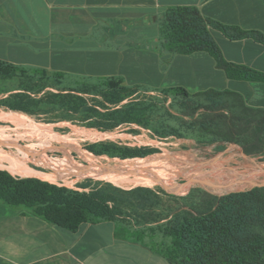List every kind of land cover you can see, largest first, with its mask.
<instances>
[{
  "label": "trees",
  "instance_id": "obj_1",
  "mask_svg": "<svg viewBox=\"0 0 264 264\" xmlns=\"http://www.w3.org/2000/svg\"><path fill=\"white\" fill-rule=\"evenodd\" d=\"M214 29L230 39L248 37L264 43V33L259 30L224 24L204 16L197 6L176 5L167 8L160 23L161 51L185 55L206 51L229 78L264 81V73L225 58ZM0 75L19 76L29 83L52 81L57 89L67 91L70 120H76L74 113L80 110V120L102 116L111 121L108 127H102L104 130L135 122L160 138L192 139L196 146H213L217 152L233 143L246 155L264 157V108L248 105L237 91L209 88L193 93L184 86L158 89L126 85L118 77H81L68 82L62 73L1 61ZM139 86L157 91L159 96L150 103L131 101L112 110L104 106L106 112L89 106L88 99L82 96H101L116 106L133 96ZM125 91L128 92L123 94ZM52 96L61 98L63 94ZM16 109L28 111V106L21 104ZM97 145L102 146L94 150L98 154L122 158L146 155L126 146ZM168 196L173 204L155 211L150 220L133 223L120 218L106 199L92 193L37 178H15L0 170V199L23 205L29 214L69 231L76 232L84 223L109 221L115 223L117 238L140 245L169 264H264V185L223 195L193 187L185 195Z\"/></svg>",
  "mask_w": 264,
  "mask_h": 264
},
{
  "label": "crops",
  "instance_id": "obj_2",
  "mask_svg": "<svg viewBox=\"0 0 264 264\" xmlns=\"http://www.w3.org/2000/svg\"><path fill=\"white\" fill-rule=\"evenodd\" d=\"M176 5L264 33V0H0V61L72 79L118 77L126 85L193 93L230 89L264 108V81L229 78L206 51H161L160 23ZM213 35L227 60L264 73V43L217 29ZM1 212L0 264H169L117 238L114 222L72 232L29 213Z\"/></svg>",
  "mask_w": 264,
  "mask_h": 264
},
{
  "label": "rangeland",
  "instance_id": "obj_3",
  "mask_svg": "<svg viewBox=\"0 0 264 264\" xmlns=\"http://www.w3.org/2000/svg\"><path fill=\"white\" fill-rule=\"evenodd\" d=\"M18 77L0 75V116L16 114L0 118V170L15 178H37L92 193L106 199L120 218L133 223L150 220L155 211L173 204L168 194L185 195L200 187L223 195L264 185V157L246 155L236 144L217 152L213 146H196L192 139L160 138L135 122L104 130L111 121L102 116L80 120V110L74 113L77 119L70 120L67 91L46 79L29 83ZM73 80L77 79L67 78ZM60 93L61 98L52 96ZM82 96L89 106L106 112L105 107L112 110L131 101L150 103L159 92L139 86L133 96L116 106L101 96ZM21 104L28 106V111L16 109ZM99 143L139 149L146 155L122 158L98 154L94 150L102 148ZM160 159L164 163L151 165ZM127 160L139 162L128 165ZM0 210L28 213L23 205L2 199Z\"/></svg>",
  "mask_w": 264,
  "mask_h": 264
},
{
  "label": "bare ground",
  "instance_id": "obj_4",
  "mask_svg": "<svg viewBox=\"0 0 264 264\" xmlns=\"http://www.w3.org/2000/svg\"><path fill=\"white\" fill-rule=\"evenodd\" d=\"M14 116V117H16L15 115L16 114H14V113H6L5 115H2V116H0V118L1 117H9V116ZM72 146H75V145H73L72 144ZM128 162H127V164L129 165V164H137L139 161H136V160H127ZM93 162L95 163V164H98L97 163V161L95 160V159H93ZM130 162V163H129ZM158 163H164L163 161H162V159H160V160H158V161H155V162H153L151 165H157ZM121 164H125V162H123V163H121ZM140 164H142V163H140Z\"/></svg>",
  "mask_w": 264,
  "mask_h": 264
},
{
  "label": "water",
  "instance_id": "obj_5",
  "mask_svg": "<svg viewBox=\"0 0 264 264\" xmlns=\"http://www.w3.org/2000/svg\"><path fill=\"white\" fill-rule=\"evenodd\" d=\"M239 146V145H238Z\"/></svg>",
  "mask_w": 264,
  "mask_h": 264
}]
</instances>
